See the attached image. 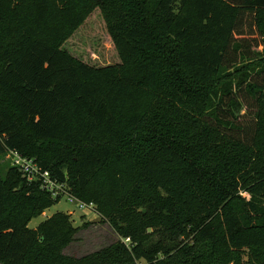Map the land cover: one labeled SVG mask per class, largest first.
<instances>
[{
  "label": "trees",
  "instance_id": "1",
  "mask_svg": "<svg viewBox=\"0 0 264 264\" xmlns=\"http://www.w3.org/2000/svg\"><path fill=\"white\" fill-rule=\"evenodd\" d=\"M95 8L101 66L63 47ZM262 20L264 0H0V156L33 158L119 237L63 254L78 229L30 228L58 197L11 166L0 262L264 264Z\"/></svg>",
  "mask_w": 264,
  "mask_h": 264
},
{
  "label": "rangeland",
  "instance_id": "2",
  "mask_svg": "<svg viewBox=\"0 0 264 264\" xmlns=\"http://www.w3.org/2000/svg\"><path fill=\"white\" fill-rule=\"evenodd\" d=\"M98 10L95 8L89 14L83 25L63 43V47L77 58L101 66L116 61V54L106 33L103 17ZM262 26L264 30V20H262ZM244 31L243 36L245 38L252 37L254 43L256 40H260L256 32L252 33L250 29ZM251 47V51H258L259 54L263 50L262 46L254 47L251 45ZM12 162V155L5 152L0 156V172L3 177L13 165ZM58 192L60 193L58 200L40 215L33 216L29 220L28 226L36 228L38 224L56 213L67 215L71 226L78 230L72 233L71 240L62 250L63 254L74 257L88 255L119 238L107 220H104L96 212L92 203H86L90 207L85 209H80L75 204H71L68 198L72 195L67 185H62ZM48 193L51 197L53 196L52 192L48 191ZM124 242L129 243L126 239ZM0 264L3 263L0 262Z\"/></svg>",
  "mask_w": 264,
  "mask_h": 264
},
{
  "label": "built area",
  "instance_id": "3",
  "mask_svg": "<svg viewBox=\"0 0 264 264\" xmlns=\"http://www.w3.org/2000/svg\"><path fill=\"white\" fill-rule=\"evenodd\" d=\"M6 153L13 156L12 166L17 168L27 181H38L42 189L53 193L52 197L54 198L60 195L58 189H61L64 184L59 183L56 179L52 178L50 173L47 170H43L33 158L23 156L17 150H8ZM68 200L71 204H75V206H78L80 209L90 207L88 204L76 199L74 196H71ZM126 240L129 241V239Z\"/></svg>",
  "mask_w": 264,
  "mask_h": 264
}]
</instances>
